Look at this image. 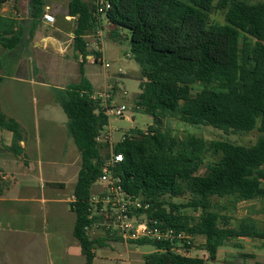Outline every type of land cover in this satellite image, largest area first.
<instances>
[{
  "label": "trees",
  "instance_id": "16d2710c",
  "mask_svg": "<svg viewBox=\"0 0 264 264\" xmlns=\"http://www.w3.org/2000/svg\"><path fill=\"white\" fill-rule=\"evenodd\" d=\"M7 1L0 0V5ZM109 1L111 8L105 14L104 25L93 16L92 3L68 0L67 14L76 18L72 50L76 60L82 58L81 80L63 92L59 104L81 160L70 210L76 217L73 237L80 245L84 264L93 263L95 249L103 247L104 242L122 241L117 232L116 237L107 234L97 240H92L89 233L90 191L104 171L101 150L105 145L95 140L108 125V117L103 102L92 98V88L82 77V66L90 54L87 37L105 27L110 38H117L121 29L130 32V57L142 79L136 106L153 119L154 125L170 118L234 134H261L250 147L224 141L207 146L198 137L178 140L169 131L156 128L147 132L130 130L113 148L122 155V162L112 173L117 186L131 201L147 204V215L162 229L202 237L200 249L211 263L218 249L232 239L264 240V231L254 222L240 221L229 227L227 218L212 211L211 201L214 197H234L241 202L264 203V1ZM31 6L39 15L43 2L31 0ZM215 12H224V24L210 22ZM14 25L13 20L0 16V45L6 50L23 43L22 36L13 32ZM212 85L218 88H208ZM196 86L202 89L192 95ZM0 130L12 134L9 149L20 153V127L1 108ZM207 152L220 158L199 175L198 168ZM186 195L190 199L185 204L169 201ZM186 210L194 215L183 214ZM184 240L156 242L140 238L128 243L154 248V252L143 256V264H206L177 251ZM183 247L189 250L186 242Z\"/></svg>",
  "mask_w": 264,
  "mask_h": 264
},
{
  "label": "crops",
  "instance_id": "0c3cea01",
  "mask_svg": "<svg viewBox=\"0 0 264 264\" xmlns=\"http://www.w3.org/2000/svg\"><path fill=\"white\" fill-rule=\"evenodd\" d=\"M42 2L39 15L31 6V0H9L0 5V16L15 22L13 32L20 34L23 40L12 50L0 45V108L7 117L16 121L21 130V141L17 147L20 153L9 149L12 134L4 137V131L0 130V264L19 263L10 262V257L3 253L10 238L26 239L33 254L35 252L36 262L23 264H84L80 245L73 237L76 217L70 210L81 167V160L80 167H77L80 154L66 141L71 139L66 128V116V121L58 116L55 119L52 109L53 105L60 106V93L81 80L79 63L82 58L79 56L76 60L72 50L76 18L67 14L68 0H59L58 4ZM46 13L54 18L53 24L43 20ZM103 24H106L104 20ZM105 30L109 33L107 27ZM88 39L92 41L90 37ZM87 63L82 66V77ZM5 82L13 84L4 89ZM33 96L37 97L36 103L40 102L51 110L44 113L45 123H59L66 129V132L46 131L43 138L60 141L41 144V134L30 130L24 100ZM108 96L111 98L112 94ZM54 152L57 155H53ZM66 185H70L72 190L69 196L63 197L61 193L66 190ZM97 187L100 186L91 187V196ZM9 221L17 225L13 226ZM103 227V220L93 215L89 229L92 240L106 238L107 234L110 237L108 229ZM100 229L102 237L96 233ZM128 244L104 242L103 247L95 249L92 264H143L133 262L132 255L138 254L132 253L130 247L135 246ZM108 246L115 247L116 262H97V250ZM123 258L126 262L121 261Z\"/></svg>",
  "mask_w": 264,
  "mask_h": 264
},
{
  "label": "rangeland",
  "instance_id": "374dc122",
  "mask_svg": "<svg viewBox=\"0 0 264 264\" xmlns=\"http://www.w3.org/2000/svg\"><path fill=\"white\" fill-rule=\"evenodd\" d=\"M85 3L91 2V0H83ZM264 0H253V2H260ZM45 3L58 4L59 0H44ZM210 22L213 24H224V12H215L210 15ZM117 38H110L107 30H103V42L102 50L103 56L106 63L109 64V68L103 70L99 64L87 63L83 67V77L86 78L87 82L92 86V90L95 93H107L112 94L111 98L108 100V105L111 108H117L120 106L125 107V111L122 117L108 116V129L111 133L112 144L115 146L119 143L124 136V134L130 130H141L147 132L149 128H156L162 131H169L178 140H185L190 136L198 137L203 139L207 146L211 142L224 141L231 143L233 145H239L244 147L252 146L256 140L261 137V134L257 131H253L248 134H234L231 132H226L222 130H217L212 127L205 126H190L180 123L174 119H164L158 125L153 124V119L137 109L136 106V96L139 92V84L141 82V76L139 73V67L135 61L130 57V32L125 29H121L117 32ZM91 42V40H89ZM120 71V74H118ZM10 82L4 83V89H8ZM210 89H217L216 85L209 86ZM200 86L192 91V95H196L201 91ZM51 92V89H47ZM54 92V91H52ZM35 95V94H34ZM56 96V95H55ZM63 96V92L60 93L59 97ZM36 96L30 97L24 100V109L27 111L28 115V125L30 130L34 133L41 134V144L46 141L58 142L60 140H45L42 134L46 131L55 132H66V129L59 125V123H45L44 113L48 111L50 113V108H47L40 103H36ZM53 114L55 119L60 117L64 118L65 115L61 110L60 106L53 105ZM6 110V108H5ZM4 137L10 136L8 132H2ZM68 141V146H71L74 151L76 147L71 139H66ZM101 154L103 160L108 158L109 146L103 144ZM53 155H57L56 152ZM220 156H213L211 152H207L203 156L202 164L198 168V174L203 175L206 171V166L217 162ZM77 167H80V159L77 162ZM76 180V178H75ZM75 180L72 183H75ZM61 181V180H59ZM65 183H69L64 181ZM72 188L70 185H66V190L61 193L63 197L70 195ZM92 194L95 195V203L92 206L93 211H95L97 203L98 207H106L102 204L103 199L102 187H97L92 190ZM168 200V198H166ZM190 197L188 195L178 198L171 199L170 202L174 204H185ZM212 211L217 212L220 216L228 219L229 227H234L240 221H251L256 224L259 230L264 231V213H262V208H264V203L260 201L251 202H241L234 197H222V198H212ZM186 215H194L191 211L186 210L182 212ZM199 213L195 214L196 216ZM9 224L17 225L16 222L9 221ZM19 224V223H18ZM102 229V227H100ZM107 230V227H103ZM101 229L96 231L97 235H101ZM110 238L116 237V232L114 230H109ZM103 235H101L102 237ZM184 241L187 243L189 250L184 249L183 244L179 245L177 251L180 254L196 257L202 259L206 264H253V263H264V240L255 239H232L225 246L221 247L217 251L216 260L214 262L208 261V255L206 252L201 250V245L204 240L200 236H184ZM6 249L3 252L10 257V262H19L18 264H23V262H36L35 252L33 254V249L29 247L26 239L22 238H10L7 241ZM129 245V244H128ZM132 253L138 255H132L133 262H142L143 254L152 252L154 250L151 246L130 247ZM97 262H116L115 247L108 246L103 250H97ZM141 255V256H140ZM106 257V258H105ZM142 257V258H141ZM52 261V260H51ZM54 261V259H53ZM121 261L126 262L123 258Z\"/></svg>",
  "mask_w": 264,
  "mask_h": 264
},
{
  "label": "built area",
  "instance_id": "2783aa9c",
  "mask_svg": "<svg viewBox=\"0 0 264 264\" xmlns=\"http://www.w3.org/2000/svg\"><path fill=\"white\" fill-rule=\"evenodd\" d=\"M92 5L94 7L93 16L103 23L106 12L111 8L110 1L93 0ZM42 18L48 24L54 23V18L50 14L46 13ZM104 22L106 23L105 20ZM91 39L92 41L88 43L87 47L90 54L85 57L86 62L99 64L104 69H107L109 65L104 60L102 50L103 30L97 29ZM92 98L99 99L103 102L107 117H122L125 107H109L108 100L110 97L107 93L93 94ZM107 129L108 125L105 127L104 132L95 140L98 144H107L109 146V154L108 158L103 161V174L97 184L94 185V187H102L103 199L101 203L105 204L106 207H98L99 204L97 203L96 209L93 211L92 206L95 203V195H92L90 199L91 209L89 219L92 221L93 215L100 217L107 229H112L114 232H117L124 243L140 238H149L156 242H172L174 239H184V235L181 233L176 234L171 229H162L157 221H153L147 215L146 212L149 209L147 204L141 203L140 201H131L117 186L118 180L112 177V173L117 165L122 162V155L114 152L111 133ZM122 141H124V136L120 142Z\"/></svg>",
  "mask_w": 264,
  "mask_h": 264
}]
</instances>
